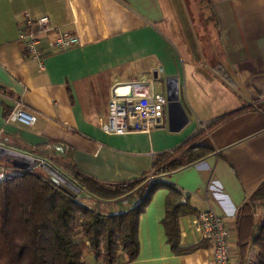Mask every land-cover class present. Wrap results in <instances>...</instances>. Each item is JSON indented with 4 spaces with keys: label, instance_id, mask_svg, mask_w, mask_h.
<instances>
[{
    "label": "crops",
    "instance_id": "crops-1",
    "mask_svg": "<svg viewBox=\"0 0 264 264\" xmlns=\"http://www.w3.org/2000/svg\"><path fill=\"white\" fill-rule=\"evenodd\" d=\"M203 3L212 26L196 17L192 0H0L5 148L35 150L100 182H131L150 170L155 155L241 109L196 141L212 150L208 155L166 178L194 209L178 219L179 246H202L172 250L163 225L168 189L161 187L139 216L138 255L124 264H210V244L197 217L209 209L230 226V264H237V211L264 181V0ZM43 16L50 29L36 43L45 52L41 69L18 32L26 17ZM62 33L78 43L60 49L54 42ZM169 77L178 78L188 117L180 129L168 128L167 106L166 125L150 132L109 134L100 128L113 85L135 83L138 92L166 94ZM15 100L37 114L33 125L7 120ZM86 199L104 213L126 211L136 202L134 195Z\"/></svg>",
    "mask_w": 264,
    "mask_h": 264
},
{
    "label": "trees",
    "instance_id": "trees-1",
    "mask_svg": "<svg viewBox=\"0 0 264 264\" xmlns=\"http://www.w3.org/2000/svg\"><path fill=\"white\" fill-rule=\"evenodd\" d=\"M240 110L213 120L180 146L155 155L150 170L135 181L100 182L67 166L72 179L51 168H45L49 178L37 174L34 167L21 169L0 184V264L131 262L139 251V216L154 191L161 187L168 189L163 225L172 250L180 254L198 249L202 244L179 246L178 219L194 209L187 200L181 201L182 191L166 178L208 155L212 150L196 141ZM56 177L76 195L61 188ZM128 195H134L136 202L119 213L100 212L79 200L87 197L115 200ZM259 201L264 202V181L237 211L234 227L237 264H264V215L256 218L253 211ZM86 254L93 263L86 260Z\"/></svg>",
    "mask_w": 264,
    "mask_h": 264
},
{
    "label": "built area",
    "instance_id": "built-area-1",
    "mask_svg": "<svg viewBox=\"0 0 264 264\" xmlns=\"http://www.w3.org/2000/svg\"><path fill=\"white\" fill-rule=\"evenodd\" d=\"M49 18L43 16L37 19L26 17L19 26L18 40L22 43L27 53L39 61L41 69L44 68L40 56L45 53L36 48L40 32L49 30ZM78 43V38L68 33L59 34L54 44L60 49ZM135 83L115 84L110 91L108 113L106 120L100 128L109 134H125L129 132H150L166 125L167 96L164 92L149 90L136 91ZM37 114L27 108L24 103L15 100L13 109L7 120L18 121L26 125H33ZM0 147H3L0 144ZM17 153L28 159L38 161L37 165L45 170L51 168L58 174H63L72 179L73 175L65 167L56 166L42 153L35 150H18ZM34 166V167H35ZM21 169L0 160V184L19 174ZM148 179H152L149 174ZM202 235L210 244V264H230V226L214 213L211 209L200 211L197 215Z\"/></svg>",
    "mask_w": 264,
    "mask_h": 264
},
{
    "label": "water",
    "instance_id": "water-1",
    "mask_svg": "<svg viewBox=\"0 0 264 264\" xmlns=\"http://www.w3.org/2000/svg\"><path fill=\"white\" fill-rule=\"evenodd\" d=\"M165 92L168 99V128L175 131L180 129L188 120L187 114L179 100V83L177 77H169L165 80ZM0 160L12 165L14 168L24 170H30L38 163L35 159H28L16 151L5 147H0ZM56 180L61 188L73 196L76 195V192L70 190L65 184H63V181L60 178L56 177Z\"/></svg>",
    "mask_w": 264,
    "mask_h": 264
},
{
    "label": "rangeland",
    "instance_id": "rangeland-1",
    "mask_svg": "<svg viewBox=\"0 0 264 264\" xmlns=\"http://www.w3.org/2000/svg\"><path fill=\"white\" fill-rule=\"evenodd\" d=\"M189 1H191V0H189ZM192 1H193L194 6H195V15H196V17L197 18L199 17V19L204 21L206 26H208V22L207 21H209L210 19L209 20H206V19L209 18V13H208L207 8L202 6V4H204L203 0H192ZM209 24L212 26V21H209ZM164 88L165 87L163 86V89ZM34 170L37 172V174H39V175H41L43 177L49 178L48 172L46 170H44L43 168H41L40 166H35ZM79 200L81 202L87 204L89 207L100 211L95 206H93L92 203L90 201H88L86 198H84V199L80 198ZM253 211H254V214H255L254 216L256 218H260L262 215H264V202H262V201L256 202V204H255V206L253 208ZM100 212H103V211H100ZM85 258L90 259L88 255H86Z\"/></svg>",
    "mask_w": 264,
    "mask_h": 264
}]
</instances>
